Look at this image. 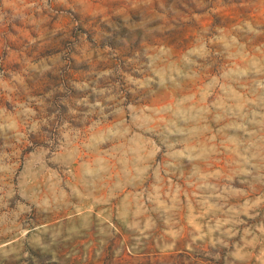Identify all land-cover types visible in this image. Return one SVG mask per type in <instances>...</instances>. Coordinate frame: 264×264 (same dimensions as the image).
Masks as SVG:
<instances>
[{
	"label": "rangeland",
	"instance_id": "1",
	"mask_svg": "<svg viewBox=\"0 0 264 264\" xmlns=\"http://www.w3.org/2000/svg\"><path fill=\"white\" fill-rule=\"evenodd\" d=\"M0 264H264V0H0Z\"/></svg>",
	"mask_w": 264,
	"mask_h": 264
}]
</instances>
